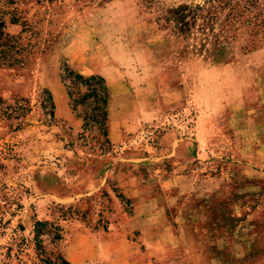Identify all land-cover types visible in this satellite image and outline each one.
<instances>
[{
	"label": "rangeland",
	"instance_id": "rangeland-1",
	"mask_svg": "<svg viewBox=\"0 0 264 264\" xmlns=\"http://www.w3.org/2000/svg\"><path fill=\"white\" fill-rule=\"evenodd\" d=\"M0 20L14 38L0 54V264L57 248L71 264H116L110 251L155 264L146 249L169 231L214 264H264V0H0ZM64 64L113 86L108 142L90 106L56 110ZM18 98L24 116H9ZM34 220L62 240L39 248Z\"/></svg>",
	"mask_w": 264,
	"mask_h": 264
},
{
	"label": "trees",
	"instance_id": "trees-1",
	"mask_svg": "<svg viewBox=\"0 0 264 264\" xmlns=\"http://www.w3.org/2000/svg\"><path fill=\"white\" fill-rule=\"evenodd\" d=\"M179 23L181 30H186V22L182 16L175 18ZM4 23L0 20V54L3 60L7 59V49L12 45L14 41L13 36L4 33L2 27ZM211 31L210 38L213 40V44L216 46L220 44L219 34L210 27ZM6 58V59H5ZM61 82L63 83L67 96L69 98V105L73 112H76L77 105L90 106V113L85 116L86 121H90L92 124L100 127L105 141L107 139V125H108V101H109V87L105 78L100 74L84 75L78 71L71 69L68 65L64 64L61 68ZM43 92L46 94V99L42 103V108L45 110L46 115L49 119L54 117L55 103L53 101L51 93L44 89ZM2 103V99H0ZM24 98H18L14 100V105H8L10 112L9 116L20 118L24 116L26 107ZM33 238L36 245L42 248V242L51 241L53 245H57L62 240L61 229L59 225L47 221V220H34L33 223ZM56 249V248H55ZM44 252V251H42ZM45 262L47 264H71L57 248L53 251L45 252Z\"/></svg>",
	"mask_w": 264,
	"mask_h": 264
},
{
	"label": "crops",
	"instance_id": "crops-1",
	"mask_svg": "<svg viewBox=\"0 0 264 264\" xmlns=\"http://www.w3.org/2000/svg\"><path fill=\"white\" fill-rule=\"evenodd\" d=\"M60 86V85H59ZM56 85V87H52L51 90L53 93L54 101L56 103V110H59L58 106L62 105L61 108L65 105L66 102V93L65 91ZM113 91V86L110 88ZM111 98H113V94L110 93V103ZM60 103V104H59ZM136 101L135 100H129L124 99L120 103H118V106L123 109L122 110V116L121 119L124 123H130L133 124L136 120V112H135V106ZM109 117H110V123H111V117H112V109L109 107ZM148 113H145V115ZM145 115L141 116V118H145ZM111 128V127H110ZM161 143L165 146L164 148H161L163 151L160 153L162 157H165L166 154L170 155L171 151H176V143L174 142L175 134L173 131L166 132L162 137ZM187 139V138H184ZM184 139H182V142L180 144L184 143ZM165 140H168L166 143ZM179 144V145H180ZM166 235V243L161 249H156V251H151L146 249V256L149 257V259L153 258L155 261V264H214L213 257L210 255V251L208 250H202L201 247L198 246H192V245H185L182 246L177 243V241L173 238L174 236L169 231L168 233H165ZM169 241V242H168ZM209 253V254H208ZM108 260L117 261L116 264L123 260V258L129 259V255H126L122 252H116V251H110L107 255ZM142 258V256H141ZM79 261H81L80 258H78ZM145 258L143 260L135 262V260H128L126 264H146Z\"/></svg>",
	"mask_w": 264,
	"mask_h": 264
}]
</instances>
